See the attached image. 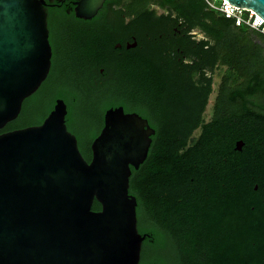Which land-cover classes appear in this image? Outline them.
Wrapping results in <instances>:
<instances>
[{
    "label": "trees",
    "instance_id": "1",
    "mask_svg": "<svg viewBox=\"0 0 264 264\" xmlns=\"http://www.w3.org/2000/svg\"><path fill=\"white\" fill-rule=\"evenodd\" d=\"M149 3L174 18L154 17ZM126 18L97 27L50 13L49 73L0 133L42 124L62 99L66 127L90 162L107 108L137 112L154 130L146 159L129 177L137 229L147 235L139 264H251L264 221V37L234 26L205 0H125ZM164 20L176 31L164 34ZM217 66L224 71L205 122L212 93L205 73ZM91 209L101 206L94 201Z\"/></svg>",
    "mask_w": 264,
    "mask_h": 264
},
{
    "label": "water",
    "instance_id": "2",
    "mask_svg": "<svg viewBox=\"0 0 264 264\" xmlns=\"http://www.w3.org/2000/svg\"><path fill=\"white\" fill-rule=\"evenodd\" d=\"M225 1L264 21V0ZM102 2H75V14L90 19ZM48 37L43 0H0V130L46 79ZM66 113L58 99L42 124L0 133V264H139L147 235L137 229L129 177L154 130L138 114L110 108L87 162Z\"/></svg>",
    "mask_w": 264,
    "mask_h": 264
},
{
    "label": "flooded vegetation",
    "instance_id": "3",
    "mask_svg": "<svg viewBox=\"0 0 264 264\" xmlns=\"http://www.w3.org/2000/svg\"><path fill=\"white\" fill-rule=\"evenodd\" d=\"M43 2H44L45 11L47 13V28H48V19H49L50 13L74 16L76 19L83 21V22H89V23L94 22V24L97 27L111 26V25H113V22L117 21V20H122V25H125V23H128V21H129L128 18L125 19V0H103L102 4L100 5L96 14L93 17H91L90 19H82V18H78L76 16L75 8L77 7V4L75 2H80V0H43ZM147 10L151 13H154V17H162V16L167 17L170 15V19L174 18V14H173L174 12L173 11H172L173 13H171V11L168 9V7H162L161 5H159L157 3H149L147 5ZM173 23H174V21H172V20H169V21L164 20L163 22L160 23L161 31L164 34L168 33L170 31V29H173L174 31H176V27L173 25ZM195 30H197V29H191L188 33L195 36L194 38L199 41L202 39V37L197 38V34L195 33ZM197 31H199V30H197ZM161 36H162V34L159 35V37H161ZM133 43H136V42L134 41ZM117 45H120V46L118 47ZM136 45H137V43H136ZM121 46L122 45L120 43H118V44H116L115 47L120 48ZM51 50H52V48H51ZM171 59H174L176 61V60H179L180 58H177V57L172 55ZM183 61L189 62V63L192 62L190 59H184V60L182 59V62ZM218 69L219 68L217 66L216 68H214L212 73H210L208 71L205 73V76H207L208 78L209 77L212 78V84H211L212 93H213V78H214L215 72L218 71ZM102 72H103V69H100V73H102ZM198 79H199V77L197 78V80ZM60 100H62V99H60ZM208 102H209V99H208ZM208 102H207V106H208ZM118 107H122V106H116V107L112 106V107L107 108V110H109L110 108L115 109ZM66 110H67V105H66ZM123 110L125 112L124 108H123ZM205 112H206V109H205L204 113ZM125 113H136V114H138L137 112H125ZM66 117H68V110H67L65 118ZM141 117L146 119L143 116H141ZM204 120H205V118H204ZM209 120H210V118H209ZM209 120H205V122H208ZM103 125H104V115H103ZM101 129H100V131H101ZM16 130H18V129H16ZM100 131H99V133H100ZM87 132H88V129L83 128V132H81L80 138L86 139L87 138ZM70 133L73 134L72 132H70ZM73 135L77 139V136L75 134H73ZM256 189H257V187L255 186V190ZM258 227L261 230L260 231L256 230V231L259 232L261 235H259V233H258V235L255 238H253L252 243H253V250H254L253 254H254V256H253V262H251V264H264V221H262L258 225ZM259 236H261V237L259 238ZM236 259H237V256H236V254H234L233 260H235V262H236ZM139 263H140V261H139Z\"/></svg>",
    "mask_w": 264,
    "mask_h": 264
},
{
    "label": "built area",
    "instance_id": "4",
    "mask_svg": "<svg viewBox=\"0 0 264 264\" xmlns=\"http://www.w3.org/2000/svg\"><path fill=\"white\" fill-rule=\"evenodd\" d=\"M208 7L220 12L226 19L232 20L234 26H245L264 37V21L261 20L252 10L233 6L225 0L215 4L211 0H205Z\"/></svg>",
    "mask_w": 264,
    "mask_h": 264
},
{
    "label": "rangeland",
    "instance_id": "5",
    "mask_svg": "<svg viewBox=\"0 0 264 264\" xmlns=\"http://www.w3.org/2000/svg\"><path fill=\"white\" fill-rule=\"evenodd\" d=\"M212 1L215 4H217L219 2V0H212ZM195 33L197 34V38L203 37V34L200 33L199 31L195 30ZM223 71H224V68H220L214 74V78H213V93L211 94V96L209 98L208 106L206 107V112L204 113L205 120H209V118L211 116V108H212V105L214 103V98H215L216 90H217V87L219 85L220 77H221ZM198 133H199V131H196L194 133V136L196 137L198 135Z\"/></svg>",
    "mask_w": 264,
    "mask_h": 264
}]
</instances>
